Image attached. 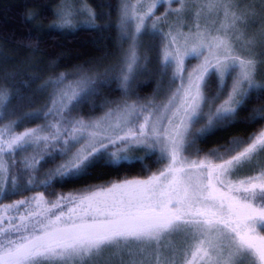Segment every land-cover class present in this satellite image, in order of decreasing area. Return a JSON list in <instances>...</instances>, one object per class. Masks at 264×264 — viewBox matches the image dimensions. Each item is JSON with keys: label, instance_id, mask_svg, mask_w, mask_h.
I'll use <instances>...</instances> for the list:
<instances>
[{"label": "snow or ice", "instance_id": "1", "mask_svg": "<svg viewBox=\"0 0 264 264\" xmlns=\"http://www.w3.org/2000/svg\"><path fill=\"white\" fill-rule=\"evenodd\" d=\"M139 3L120 0L116 27L130 47L114 79L127 95L140 69V38L150 34L158 40L152 50L160 75L168 77L171 71L169 84L175 85L166 104L124 99L99 118L73 116L95 91V82L66 84L62 74L42 86L53 89L48 104L21 115L9 109V93L0 89V200L36 192L0 203V264H89L106 250L126 253L129 264H264V169L235 178L264 154V128L203 157L196 147L197 139L239 123L238 112L253 99H264V83L255 78V48L264 42L241 31L248 13L238 14L230 0H204L209 11L223 16L215 34L198 22L187 34L172 25L163 31L160 25L170 15L187 10L185 0H147L143 11ZM160 6L164 12L157 16ZM77 11L95 19L90 10ZM55 15L51 29L73 26L71 8L63 6ZM190 59L200 63L189 68ZM212 77L218 87L209 96ZM36 120L43 123L17 131ZM201 121L204 127L193 134ZM260 121L264 107L254 108L247 123ZM138 150L162 165L146 179L112 182L84 194L48 191L53 182H76L96 167L119 166ZM57 159L61 163L38 179L39 166ZM40 187L44 190L37 191ZM45 193L55 199H46Z\"/></svg>", "mask_w": 264, "mask_h": 264}, {"label": "trees", "instance_id": "2", "mask_svg": "<svg viewBox=\"0 0 264 264\" xmlns=\"http://www.w3.org/2000/svg\"><path fill=\"white\" fill-rule=\"evenodd\" d=\"M119 1L0 0V89H5L9 93V109L16 110L21 115L25 112L43 109L49 102L50 88L42 86H45L49 80H53L61 70L79 68L88 73H101L109 69L110 61L118 62L119 35L121 33L116 25L118 24L117 6ZM176 5L173 3L172 7L175 8ZM63 6L75 10L73 26L70 29H51L49 26L57 22L55 13L60 11ZM257 7L260 10V6ZM79 9L90 10L95 19L93 20L87 12L79 14L77 11ZM160 11L164 12L163 6L158 7L155 14L162 15ZM30 17L32 18L30 19ZM221 17L222 15L218 14L217 19ZM175 19L176 14H172L166 22L160 25L164 32L169 30V25H172ZM90 24L93 26L90 27ZM219 27L216 25L212 33L215 34V30ZM182 29L184 32L187 31L186 28ZM245 29L247 36L255 37L260 41L261 33L264 40V20L260 23V17L253 18ZM141 42L143 45L141 50L143 54L139 55L141 68L134 75L133 89L137 88L138 83L144 77L148 82L141 83L138 88L139 93L149 94L156 90L158 84L156 81L162 78L159 72L157 53L152 50V46L158 43V40L154 41L150 34H145L141 37ZM124 43L128 44L129 41L123 40L120 45L124 46ZM238 47L240 50V45ZM240 51L246 54L245 48L244 51ZM255 52L258 60L255 78L257 82L264 83V61L261 62V59L264 60V46L260 49V43H258ZM196 62L197 59H190L186 65L191 68L192 65L195 66ZM158 75L160 77L157 79ZM170 76L171 71H169L168 77H164V81L162 80L161 86L156 91L160 92L161 89L166 91L168 87L171 91L174 88L175 85L169 84ZM217 87L216 78L212 77L206 94L215 95ZM115 92L120 93V88L106 87L102 103L99 101L98 106L105 108L106 105L103 104V101L111 95L113 96ZM121 96L124 97L125 93L123 92ZM257 107H264V99H253L246 105V110L242 109L238 112L236 120L239 123L227 126L223 130H215L208 134L204 140L198 139L197 146L203 150H212L230 140L252 136L258 129L264 127V121L253 125L247 123L252 110ZM103 111L101 109L95 116ZM15 118L12 117V119ZM37 121L41 120L29 121L23 125H33ZM142 154V161L132 159L119 166L96 167L90 171L87 177L79 181L63 185L53 182L51 189L56 194H61L93 188L125 178L147 177L156 171L158 165L152 160L153 156L147 158L144 153ZM261 169H264V154L257 155L251 166L245 167L236 177L244 178L255 175ZM4 200L5 198L0 200V203ZM134 258L139 259L138 256ZM89 264H129V257L120 250H106L91 258Z\"/></svg>", "mask_w": 264, "mask_h": 264}, {"label": "rangeland", "instance_id": "3", "mask_svg": "<svg viewBox=\"0 0 264 264\" xmlns=\"http://www.w3.org/2000/svg\"><path fill=\"white\" fill-rule=\"evenodd\" d=\"M131 2L136 3V0H131ZM185 2L187 5V10L180 13L179 15H176L175 22L172 24V26L176 27L177 30L182 31L183 30L182 28H186L187 31L186 32L183 31V32L185 34H187V33H189L190 29L193 31L195 30L194 25L197 22L200 24L201 29H206V30L211 31V32L214 31L216 25L220 26L221 21L223 19V16L221 18L217 19L218 14H221V13H219L217 11H209L208 8L206 7L205 3H204V0H185ZM230 3L235 7V10L238 12V14L239 13H248V16L246 17L247 25L251 20H253V18L260 17V23L264 20V18H263L264 17V0H230ZM119 5H120V1L118 3V6H117L118 19H119ZM178 6L179 5H176V7H178ZM257 6H260V10ZM146 7H147V0H140V3L137 4V9L140 11L145 10ZM72 10L74 12V15H76L75 10L74 9H72ZM197 11H199V13H200L199 16L196 15ZM161 13H163V12H161ZM188 15H189V17H188ZM258 15H260V16H258ZM180 26H183V27L181 28ZM241 31H244L246 33L245 28H242ZM119 40H120L119 48H118L119 49V52H118L119 56L117 57L118 62L110 61V63H108V65H109L108 70H105L101 73H96V72L95 73H91V72L88 73L87 71L80 70L79 68H77V69H64V70H61V72L59 71V73L56 75V77H54V79H57L63 74L66 78L65 79L66 84H74L75 82L80 81V80H92L95 82V85H94L95 91L87 98V101L81 105L80 109L77 112L73 113V116L82 115L85 118H87L89 115H91L93 118H99V117L103 116L105 114V112H107L109 110L110 107L114 108L116 106V103H118L124 99H127L129 103H131L133 101H137L140 104H147V103L151 102L157 106H161V105L166 104L168 102V99L171 96L172 91L175 90V86L171 91H170L169 87L166 91L162 90V89L160 90V92L156 91L161 86V82L164 79V77L158 79V77H160L158 75L157 76L158 81H156V83H158V84H157L156 90H154L153 92H151L149 94L148 93H144V94L139 93L140 91L138 88L140 87L142 82H148V81H146L147 78L145 79L143 77V80H141L138 83L137 88H135V89H133L134 81L132 79L130 81V87H129V91H128L131 93H128L127 95L122 97L121 95L123 94V92L120 90L121 94L119 92H115L113 96L111 95L109 98H107V100L103 101L104 102L103 104L106 105L105 108H103V107L100 108L101 106H98L99 101H101V103H102V99L104 98L103 92H104L106 87L109 88L111 86H114L115 88H120L119 81L115 80L114 77H118L120 74V69L123 66L122 60L124 59L125 53L128 51V49L130 47V41L128 44L124 43V46L123 45L121 46L120 44L123 43V40L121 39V34L119 35ZM260 41L264 42L261 33H260ZM141 44H142V42H141V38H140L139 44L137 46L138 56L141 53L143 54V52H141L143 45H141ZM240 47H241L240 50L244 51L243 44H241ZM262 48H263V46H262V44H260V49H262ZM260 54H261V52H260ZM262 61H264V60L261 59V62ZM187 62H188V60L186 61V63ZM198 63H200V60H197L195 65ZM146 72H147V70L145 71V73ZM139 73H140V71H139ZM142 74H143V72H142ZM228 84L230 87L231 80L228 81ZM49 88H50V92H49V96H50L53 89L51 87H49ZM137 89H138V91L135 92V90H137ZM225 98H226V96H222L220 101H217L216 106H218L219 103L222 102V100ZM101 109L104 111L101 114L95 116L96 114L99 113V111ZM208 111H209V109L207 107L204 108L205 113H207ZM25 113H27V112H25ZM41 123H43L42 120L37 121V123L33 124V125L32 124L22 125L20 128L17 129V131H22L24 128H27V127H36L37 124H41ZM204 123H205V121H201L200 123L195 124L192 128L193 134H195L199 129L203 128ZM261 129H258L257 132ZM247 138H243V139L246 140ZM196 147H198L197 141H196ZM198 148L201 149L200 157H203L205 154H207L209 151H211V150H203L201 147H198ZM142 153H144V152L140 151V150L136 151L135 153H130L129 155L132 157L130 160L136 159L137 156H139V157L143 156ZM29 155H30V153H29ZM190 158L196 159V156L194 154H192V155H190ZM152 160L155 161V156H153ZM59 163H61L60 159H57L54 163H42L41 166H39V169L37 171V178L41 179V180L46 178L47 173L50 170L54 169L56 167V165H58ZM158 167H162V165H158ZM157 168H156V171H157ZM146 178L147 177H144V178L143 177L125 178V179H122L120 181H123L126 179L127 180H135V179H146ZM235 178L236 179H242L241 177H235ZM120 181H115V182H120ZM110 183H112V182H110ZM110 183L101 184L98 186H108V185H110ZM98 186L93 187V188H97ZM43 190H44L43 188L37 189V191H43ZM48 191L53 192L54 190L50 188ZM86 191H87V189H83V190H76V191H72V192H63L61 194H65V195H67L69 193H71V194H84V193H86ZM35 194H36V192L26 191L22 195L8 196L5 198L4 202H2V204L12 203L15 200L23 199L25 197L33 196ZM45 197H46V199H55V196L50 197V196H48L47 193H45ZM179 239L180 238L177 237L175 240L171 241V243L173 245H176V244H178Z\"/></svg>", "mask_w": 264, "mask_h": 264}]
</instances>
